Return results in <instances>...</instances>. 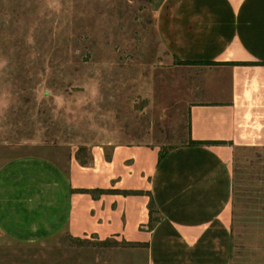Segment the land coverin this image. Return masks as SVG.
Here are the masks:
<instances>
[{
    "label": "crops",
    "instance_id": "0c3cea01",
    "mask_svg": "<svg viewBox=\"0 0 264 264\" xmlns=\"http://www.w3.org/2000/svg\"><path fill=\"white\" fill-rule=\"evenodd\" d=\"M154 27L171 65L194 64L173 65L192 102L186 141L161 159L158 146L124 145L109 160L93 146L84 166L74 155L65 166L37 155L1 160V236L134 242L146 264H232L234 157L264 149V65L230 63H264V0H161Z\"/></svg>",
    "mask_w": 264,
    "mask_h": 264
},
{
    "label": "rangeland",
    "instance_id": "374dc122",
    "mask_svg": "<svg viewBox=\"0 0 264 264\" xmlns=\"http://www.w3.org/2000/svg\"><path fill=\"white\" fill-rule=\"evenodd\" d=\"M160 1L0 0V161L87 164L93 146L109 160L114 146L184 143L192 102L155 31ZM234 161L232 264H264V149ZM0 264H146V254L134 242L0 235Z\"/></svg>",
    "mask_w": 264,
    "mask_h": 264
},
{
    "label": "trees",
    "instance_id": "16d2710c",
    "mask_svg": "<svg viewBox=\"0 0 264 264\" xmlns=\"http://www.w3.org/2000/svg\"><path fill=\"white\" fill-rule=\"evenodd\" d=\"M231 65H264V63H259V62H252V63H245V62H240V63H230ZM173 65H177V66H182V65H194L193 63L190 62H186V61H180V60H176L174 61ZM199 65H206V66H212V65H218L217 63L214 62H205ZM189 130V127H188ZM224 142H219V141H193L191 139H189V141L187 142L188 145L190 146H209V145H219V144H223ZM170 146L167 149L164 148H160L159 150V159H161L163 157V155L165 153H167L170 150ZM80 165L84 166L86 163L85 162H80ZM80 191V190H79ZM84 191V190H81ZM99 193H117L116 191H110V190H98ZM118 193H122L123 195H136L138 194V192L136 191H119ZM148 215H149V221H148V226L152 227L153 223L156 221L157 217L152 218V214L154 213V208L152 205V202L149 201L148 203ZM107 241V240H106Z\"/></svg>",
    "mask_w": 264,
    "mask_h": 264
}]
</instances>
